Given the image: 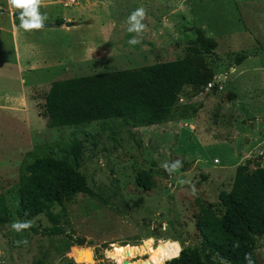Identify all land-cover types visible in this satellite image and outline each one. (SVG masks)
<instances>
[{
  "label": "rangeland",
  "instance_id": "374dc122",
  "mask_svg": "<svg viewBox=\"0 0 264 264\" xmlns=\"http://www.w3.org/2000/svg\"><path fill=\"white\" fill-rule=\"evenodd\" d=\"M9 5L0 0V16L18 25L30 102L0 104V193L10 211L0 228V264H164L180 248L199 246L200 207L211 204L222 214L219 199L231 191L236 167L248 160L250 168L264 167V0H41L38 12L48 26L32 30L20 27L24 9ZM137 9L144 10V28L129 31ZM57 19L71 26H57ZM196 28L212 40L202 73L210 83L185 86L164 122L47 128L39 116L56 80L182 58L197 64ZM92 47L107 49L88 56ZM14 69L11 34L0 28V85L16 92ZM73 139L83 142L79 171L96 196L78 194L51 209L64 235L17 231L25 155ZM30 223L38 230L54 225L44 214ZM76 238L84 245L76 247ZM254 254L264 264V236L256 238Z\"/></svg>",
  "mask_w": 264,
  "mask_h": 264
},
{
  "label": "trees",
  "instance_id": "16d2710c",
  "mask_svg": "<svg viewBox=\"0 0 264 264\" xmlns=\"http://www.w3.org/2000/svg\"><path fill=\"white\" fill-rule=\"evenodd\" d=\"M63 23L56 20L57 26ZM195 34L199 47L191 51L198 58L197 64L192 58H182L56 80L44 94L39 116L47 128L115 119L134 127L164 122L185 86L210 83L202 73L206 70L204 55L212 53V40L198 28ZM244 59L241 55L235 58V63L240 65ZM83 150V142L73 139L63 144H47L25 155L16 190L19 223L44 214L54 225L38 230L30 223L23 230L44 236L64 235L66 232L56 224L51 209L55 205L63 207L64 202L78 194L96 196L79 171ZM250 164L248 160L236 167L231 191L219 199L222 214H217L211 204L200 207L199 246L182 248L178 257L175 255L164 264H259L254 249L256 238L264 236V167L256 163L250 168ZM9 222L6 195L0 193V228ZM75 242L83 246L85 240L76 238ZM213 254L221 261H214Z\"/></svg>",
  "mask_w": 264,
  "mask_h": 264
},
{
  "label": "crops",
  "instance_id": "0c3cea01",
  "mask_svg": "<svg viewBox=\"0 0 264 264\" xmlns=\"http://www.w3.org/2000/svg\"><path fill=\"white\" fill-rule=\"evenodd\" d=\"M11 5H9L8 7H10ZM1 13V12H0ZM61 20V19H60ZM0 25H1V30L5 31V32H8L11 34V37H12V43H13V51H14V59H15V72H16V75L17 77H15L16 79H18L19 81V91L17 89L16 92H14L13 90L9 89L8 87H2L0 85V104L1 102H4V103H23V104H26L27 102H30V100H25V83H26V80H25V76L27 75L28 73V70L26 67L25 69H23L21 67V64L19 63L20 62V54H19V49H18V45H17V41H16V35H17V32H16V27L18 26L17 23H15V21L13 19L11 20H8L6 18H3L2 16H0ZM59 29H62V28H59ZM68 29V28H67ZM107 48H93L88 52V56L91 55L93 52L97 51V50H105ZM78 61H73L71 62V66H74ZM63 65V64H61ZM70 65H68V67H71ZM5 72H3V74H7L8 72L10 74H14V71H11V70H3ZM2 72V71H0ZM30 72V71H29ZM15 76V75H14ZM14 89V88H12ZM3 92H4V95H3ZM5 96V100H2V97ZM19 98L23 99V100H19ZM1 106V105H0Z\"/></svg>",
  "mask_w": 264,
  "mask_h": 264
},
{
  "label": "clouds",
  "instance_id": "9594fccd",
  "mask_svg": "<svg viewBox=\"0 0 264 264\" xmlns=\"http://www.w3.org/2000/svg\"><path fill=\"white\" fill-rule=\"evenodd\" d=\"M41 0H9V4L14 8H23L24 11L20 14V27L25 30L39 29L43 26L46 16H42L38 12V6ZM144 16L143 9H137L129 17L130 28L129 31L140 32L144 25L140 22ZM137 43L136 40L130 41ZM30 222L14 223L12 227L17 231L30 227Z\"/></svg>",
  "mask_w": 264,
  "mask_h": 264
},
{
  "label": "water",
  "instance_id": "95a60500",
  "mask_svg": "<svg viewBox=\"0 0 264 264\" xmlns=\"http://www.w3.org/2000/svg\"><path fill=\"white\" fill-rule=\"evenodd\" d=\"M14 16H17V13H14ZM64 25L65 26H71V23H64ZM47 26H48L47 24H44L43 23V26L42 27H47ZM76 247H78V245H76ZM180 251H181V248L179 249V252L177 253V255L175 257H178L179 256ZM175 257H173V258H175ZM124 263H126V262H124Z\"/></svg>",
  "mask_w": 264,
  "mask_h": 264
}]
</instances>
